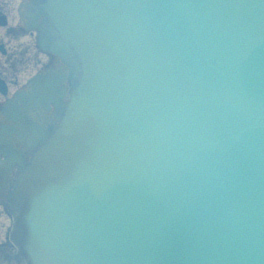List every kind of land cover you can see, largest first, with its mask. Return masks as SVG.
Masks as SVG:
<instances>
[{
	"label": "water",
	"instance_id": "1",
	"mask_svg": "<svg viewBox=\"0 0 264 264\" xmlns=\"http://www.w3.org/2000/svg\"><path fill=\"white\" fill-rule=\"evenodd\" d=\"M85 79L28 178L31 264H264V0H54Z\"/></svg>",
	"mask_w": 264,
	"mask_h": 264
},
{
	"label": "rangeland",
	"instance_id": "2",
	"mask_svg": "<svg viewBox=\"0 0 264 264\" xmlns=\"http://www.w3.org/2000/svg\"><path fill=\"white\" fill-rule=\"evenodd\" d=\"M16 2H18V0H16L15 3ZM11 14L13 15L14 12H11ZM0 31H1V33H3L5 31V29H1ZM27 40H29L28 37H26V38L22 37L21 42L22 43H25ZM11 43L15 46V49H17L16 52H19V51L20 52H23L24 51L23 50V44H21L20 42L16 41V42H11ZM31 56H32V58L30 57V59H31L30 68L29 67L28 68H25L26 70H28V71H26L25 76H27L28 74H31L32 72H34V69H35V66L32 64L33 62H35V59L33 58V55L32 54H31ZM22 58L24 59L25 57L22 56ZM20 61H18V62H20ZM4 69H7L8 72H9V75H10V70L8 68H4ZM8 72H3V73L8 74ZM24 72H25V70H24ZM18 78L20 79V77H18ZM3 214H5V213L2 211V208L0 207V217L2 218V221L3 220L5 221L7 219V217L5 215H3Z\"/></svg>",
	"mask_w": 264,
	"mask_h": 264
},
{
	"label": "bare ground",
	"instance_id": "3",
	"mask_svg": "<svg viewBox=\"0 0 264 264\" xmlns=\"http://www.w3.org/2000/svg\"><path fill=\"white\" fill-rule=\"evenodd\" d=\"M51 88H54V87L51 86ZM45 93L48 95V97H47L45 100L49 99V100H48V104H50V101H52V98H53L54 95L51 96V93H48L47 91H45ZM18 107H19V106L16 105V106H14V108H13L12 110H10V111H13V112H11V113H12L15 117H17L18 115L21 114L20 108H18ZM0 141L2 142V140H0Z\"/></svg>",
	"mask_w": 264,
	"mask_h": 264
},
{
	"label": "flooded vegetation",
	"instance_id": "4",
	"mask_svg": "<svg viewBox=\"0 0 264 264\" xmlns=\"http://www.w3.org/2000/svg\"><path fill=\"white\" fill-rule=\"evenodd\" d=\"M37 106L36 102L31 103L30 108L32 110H34V108ZM30 121V120H29ZM29 121H24L23 126H26L27 123H29ZM9 259V257L6 254H2V257H0V261H7ZM11 264H17L15 261H12Z\"/></svg>",
	"mask_w": 264,
	"mask_h": 264
}]
</instances>
